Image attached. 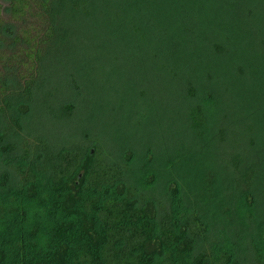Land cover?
<instances>
[{
  "label": "trees",
  "instance_id": "trees-1",
  "mask_svg": "<svg viewBox=\"0 0 264 264\" xmlns=\"http://www.w3.org/2000/svg\"><path fill=\"white\" fill-rule=\"evenodd\" d=\"M5 1L0 5V264H264V221L254 199L264 195V120L256 121L242 107L250 100L264 105V0L207 2L223 19L210 23L209 31L183 24L181 31L193 38L191 52L175 42L168 53L175 54L173 65L146 51L152 81H171L173 95L178 89L180 108L172 119L194 147V165L177 167L180 150L173 148L164 151L159 172L150 147L140 151L134 169L138 152L107 149L88 126L62 131L73 123L92 60L99 56L97 0ZM116 1L107 15L100 11L96 17L123 22L126 35L135 38V51L144 54L147 25L133 21L132 11L146 14L159 0ZM101 6L104 11L106 2ZM61 17L69 23H60ZM224 20L233 28L222 26ZM69 28L77 56L65 63L61 50L71 43ZM117 59L109 56L111 64ZM48 84L54 86L47 90ZM155 84L132 95L127 114L135 127ZM68 85L77 92L74 102ZM97 105L102 108L103 102L93 108ZM28 110L34 115L23 118ZM110 112L115 113L113 106ZM48 114L60 130L47 128ZM217 162L231 169L236 188L215 202L214 191L221 190L213 173ZM235 207L246 219L236 231L217 217L227 220Z\"/></svg>",
  "mask_w": 264,
  "mask_h": 264
},
{
  "label": "rangeland",
  "instance_id": "rangeland-1",
  "mask_svg": "<svg viewBox=\"0 0 264 264\" xmlns=\"http://www.w3.org/2000/svg\"><path fill=\"white\" fill-rule=\"evenodd\" d=\"M113 1L117 2L116 0H97V9L95 10L93 19L95 20V34L97 35L95 49L99 56H96L93 60L91 59L93 63L95 62V65L87 81L88 88L79 97L78 108L73 115V123L72 125H64L62 131H79L88 126L102 140L107 149H113V152L118 153L120 147H127L133 152H138L133 161L134 169L140 165L142 158H140L139 154L145 147L151 148L155 160L154 164L157 165L155 170L158 172L160 169H163L158 166L163 165L166 160L164 151L167 150L169 153H172L173 148L176 151L179 149L178 157L180 160L177 167L187 170V168L195 163L193 159L194 147L192 150L190 139L185 135L183 129H180L181 126L177 124L176 118L172 119L174 111L177 113L179 112L178 108H180L178 89H175V95H173L172 88L174 86L171 81L168 80L161 83V85L159 83L161 80L158 83L156 82V84L152 81L154 75L151 73V67L147 64L149 63L147 59L149 55H146V51H153L161 56L158 60L160 63L173 65L175 54L171 56L168 53L172 52L171 47L175 42L179 45L181 44L187 53L190 54L191 52L189 48L191 47L193 38L181 31L183 24L187 23L192 30H195L200 25H204L205 30L209 31V24H213V21L217 23L221 17V12L218 8L210 7L206 4L207 2L211 3L213 0H159V5L151 8L146 14L145 12L133 9V21H137L138 25H147V28H145V38L148 36V40L143 48L144 54L140 55L134 48L135 38L132 37L131 40V37L126 35V31L121 25L123 22H103V20H98L96 17L100 14L107 15V9L110 8L109 6L112 5ZM104 2H106L107 8L105 7V10L102 11L101 5ZM197 2L198 4L194 5ZM0 5L4 8L6 1L0 0ZM257 9L259 10L260 8ZM100 11L102 13L99 14ZM257 13L259 14V11ZM221 19L223 18L221 17ZM104 20H107V18ZM60 23L68 24L69 22L64 17H61ZM220 23L224 27L233 28L232 22L224 20ZM68 33L71 35V43L67 45L65 50H61L66 59L65 63L68 61L71 63L77 56V47L74 46L73 35L75 32L72 28H69ZM112 54H117L118 59L111 64L109 56ZM100 57L101 61L99 60ZM55 59L57 57H53L51 60L48 58V63L54 62ZM151 64L155 68L157 64L156 59H151ZM109 68L114 70L110 71ZM44 70V79L48 80L50 69L46 67ZM155 75L159 79L162 77L160 70L157 73L155 72ZM154 84V88L149 90L140 107L142 113L140 117H143L139 119L141 125L135 127L132 122L135 118H130L127 114L128 110L132 111L133 109L130 103L132 95L136 93L137 88L148 87ZM53 86L54 84H48L46 89L50 90ZM68 86L69 91L70 85ZM70 93H73L70 101L74 102L77 92L71 88ZM36 97L34 106L40 103L39 98L41 95H36ZM94 102L97 104L103 102V107L101 108L97 105L99 107L93 108ZM244 105L242 104V107L245 108L244 112L257 117L256 121H259V118L264 120V105L254 103L252 100L244 103ZM112 106L115 110L113 115L110 112ZM134 108L136 109L135 104ZM100 109L103 110V113H100ZM34 113L35 110H30V112L28 110L23 118L29 115L32 116ZM41 117L43 119L45 113ZM49 117L50 115L48 114L47 128L52 131L60 130V125L53 127ZM28 124L30 125V123ZM254 125L258 128L259 123L257 122ZM32 127L35 128L36 123ZM178 145L185 149H180ZM2 158L3 156L0 157V163ZM215 166L213 173L218 183L217 186L221 188V190L214 191L217 192L214 200L217 202L222 193H230L231 188L236 187L232 183L235 175L231 169H226L228 166L221 167L218 162ZM1 171L2 168L0 167V173ZM163 179L164 176L159 179V185L163 184ZM254 199L255 205L258 208L257 211L260 209L259 221H264V195L256 196ZM235 200L236 197L233 195L231 202ZM214 201L213 203H215ZM244 214L245 212L239 211L235 207L227 220L220 214L217 217H219L218 221L230 222L229 224L236 231L242 229L246 222Z\"/></svg>",
  "mask_w": 264,
  "mask_h": 264
}]
</instances>
